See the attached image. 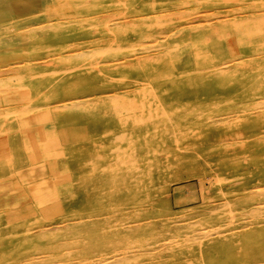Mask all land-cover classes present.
I'll return each mask as SVG.
<instances>
[{
	"label": "rangeland",
	"instance_id": "1",
	"mask_svg": "<svg viewBox=\"0 0 264 264\" xmlns=\"http://www.w3.org/2000/svg\"><path fill=\"white\" fill-rule=\"evenodd\" d=\"M261 232L264 0H0V264H253Z\"/></svg>",
	"mask_w": 264,
	"mask_h": 264
},
{
	"label": "bare ground",
	"instance_id": "2",
	"mask_svg": "<svg viewBox=\"0 0 264 264\" xmlns=\"http://www.w3.org/2000/svg\"><path fill=\"white\" fill-rule=\"evenodd\" d=\"M42 27V26H41ZM218 31H216V32H211V34H210V36H211V42L209 43V48H214V49H217L218 51L219 50H221L223 47H226L227 45H228V41L227 40H224V39H227V35L226 36H224L222 33L220 34V32L219 33H217ZM226 33V32H225ZM204 38H206V37H203L202 38V40L199 42H197L198 44H203V43H205L204 42ZM210 39V38H209ZM234 39V38H233ZM241 41H243V40H241ZM245 41V40H244ZM234 43V42H233ZM153 47V46H152ZM233 47V46H232ZM148 48H150L151 49V47H148ZM154 48V47H153ZM155 48H156V46H155ZM101 49V48H100ZM145 49V48H144ZM172 49V48H171ZM174 49V48H173ZM206 49H208V48H206ZM95 50H96V48H95ZM104 50V49H103ZM146 50V49H145ZM210 50V49H209ZM144 51V50H143ZM148 51V50H147ZM92 52V51H91ZM102 52V51H101ZM100 52V53H101ZM106 53H107V50L105 51ZM104 52V53H105ZM77 54H79V53H77ZM81 54H82V52H81ZM86 54V53H85ZM90 54V53H89ZM84 55V54H83ZM79 56V55H78ZM251 58V57H250ZM159 60V58H154L153 59V61L154 62H157ZM181 60V59H180ZM230 61H231V63H230ZM230 61H227V62H224L223 63V66L220 68V71H218V72H215V73H212V74H210V75H208V77H213V75H215V78H220L221 76H225V75H228V73H231V69L230 68H232V66L234 65V66H236V65H238L236 62L234 63V60H230ZM236 61V60H235ZM104 62V61H103ZM233 62V63H232ZM242 62H244L243 60H242ZM100 63H102V62H100ZM144 63V65H147L148 63H150V62H147L146 60L143 62ZM143 63H141V64H143ZM189 63V62H188ZM97 64H99V62L97 63ZM229 64H233V65H230L229 66ZM90 65H92V64H90ZM94 65V64H93ZM111 65V64H110ZM182 65H185V64H182ZM240 65V64H239ZM100 66V65H99ZM116 66V65H115ZM229 66V67H228ZM233 66V67H234ZM155 67V66H154ZM159 69V68H158ZM158 69H154V70H158ZM208 69V68H207ZM253 71V70H252ZM102 72V71H101ZM103 73V72H102ZM89 75V74H88ZM91 75V74H90ZM165 76H167V75H165ZM168 77V76H167ZM16 78V77H15ZM115 78V77H114ZM87 79V78H86ZM95 80V79H94ZM93 82V81H92ZM23 87H25V86H23ZM116 99V98H115ZM118 99V98H117ZM113 100H111V102H112ZM114 101H117V100H114ZM118 102V101H117ZM86 103H87V101L85 100V101H72V102H67V103H64V105L62 106V107H60V108H63V109H65V110H71V109H77V110H74V111H78V110H81V111H83L84 113H86V115H84V118L86 119H89V115H90V117H92V116H95L94 118H96V115H97V117L99 116L98 115V112H100L101 111V108L104 110V108L103 107H99L98 105H93V106H86ZM115 104V103H114ZM260 104H263L261 101H260ZM124 105V104H123ZM126 105V104H125ZM258 105V104H257ZM61 106V105H60ZM128 105H126V107H127ZM130 106V105H129ZM114 107H116V106H114ZM143 108H144V106H142ZM128 108V107H127ZM126 108V109H127ZM133 109V108H132ZM131 108H130V110H132ZM135 109V108H134ZM141 109V108H140ZM145 109V108H144ZM128 110V109H127ZM137 110H139V109H137ZM72 111V110H71ZM89 111V112H88ZM132 111H134V110H132ZM142 111V110H141ZM118 112V111H117ZM5 113H7V112H5ZM69 114H72V113H69ZM142 114V113H141ZM7 115H9V113L7 114ZM67 115V114H66ZM88 116V117H87ZM83 117V116H82ZM138 119H139V117H138ZM90 120V119H89ZM98 120H100V118L98 119ZM65 121V120H64ZM67 121L68 120H66L64 123H67ZM137 121V120H136ZM99 123V122H98ZM104 126V125H103ZM102 126V127H103ZM70 127H73V128H79V127H77L76 125H67V128H68V130L70 129ZM138 128V127H137ZM72 131H75V130H72ZM76 135H79V134H76ZM81 136V135H80ZM145 139V138H144ZM65 150V152L63 153H60V151H63V149L62 150H60L59 151V153L60 154H65L66 156H68V157H70L67 153H66V151H68V148H66V149H64ZM71 151H73V149L71 150ZM49 153V152H48ZM46 154V153H45ZM63 156V155H62ZM46 157V156H45ZM58 157V156H57ZM61 157V156H60ZM47 158V157H46ZM49 161V160H48ZM56 169V168H55ZM258 191V190H257ZM44 192V191H43ZM43 198V196L41 197V199ZM44 199V198H43ZM52 200V199H51ZM50 202V201H49ZM48 206V205H47ZM48 208V207H47ZM255 208V207H254ZM259 209V208H258ZM232 215V214H231ZM233 217H234V215H233ZM28 227V228H27ZM27 227H25V229H27V230H29V228L31 227V225H29V226H27ZM218 229V228H217ZM213 231V230H212ZM257 233V232H256ZM255 233V234H256ZM212 234V233H211ZM253 234V233H252ZM259 234V237H256V235H252V237L251 236H247L246 237V240L248 241V242H251V241H256V240H254V236L257 238V239H259V241L257 240V243L256 244H254L253 246H259V248H260V251L262 252H259V250L257 251V253H261V255H259L258 257H257V259L256 258H254V262H253V264H262V263H264V253H263V251H264V242H261V241H264V233H258ZM192 236H194V235H192ZM209 236V235H208ZM253 238V239H252ZM196 239V238H195ZM245 239V238H244ZM243 240V239H242ZM243 242V241H242ZM247 243V242H246ZM255 243V242H254ZM53 244V243H52ZM242 244H244V242L242 243ZM251 245H252V242L250 243ZM57 245V244H56ZM62 245V244H61ZM60 245V246H61ZM231 244H228V245H226L229 249H231V246H230ZM247 246H248V244H246ZM225 246V247H226ZM246 246V247H247ZM253 246H250V248H252ZM256 246V247H257ZM61 248V247H60ZM248 248V247H247ZM228 250V249H227ZM246 250V249H245ZM254 251L255 250V247H253L251 250H250V253H251V251ZM77 251V250H76ZM248 251V250H247ZM256 251V250H255ZM70 252V251H69ZM85 253V252H84ZM245 253H247V252H245ZM71 254V253H70ZM246 255H248V254H246ZM118 260V259H117ZM64 262V261H63ZM66 263V262H65ZM252 263V262H251Z\"/></svg>",
	"mask_w": 264,
	"mask_h": 264
}]
</instances>
